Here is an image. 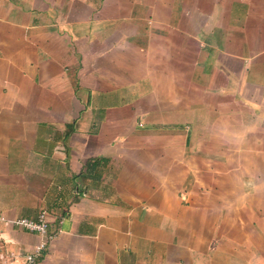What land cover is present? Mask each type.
Listing matches in <instances>:
<instances>
[{
  "label": "crops",
  "instance_id": "obj_1",
  "mask_svg": "<svg viewBox=\"0 0 264 264\" xmlns=\"http://www.w3.org/2000/svg\"><path fill=\"white\" fill-rule=\"evenodd\" d=\"M42 209L36 264H264V0H0V212Z\"/></svg>",
  "mask_w": 264,
  "mask_h": 264
},
{
  "label": "built area",
  "instance_id": "obj_2",
  "mask_svg": "<svg viewBox=\"0 0 264 264\" xmlns=\"http://www.w3.org/2000/svg\"><path fill=\"white\" fill-rule=\"evenodd\" d=\"M52 219L50 213L42 209L36 218H7L0 212V234L2 228H17L38 235L40 242L32 253L24 255L23 264H36L37 259L54 239L56 231L51 228ZM1 236V235H0Z\"/></svg>",
  "mask_w": 264,
  "mask_h": 264
},
{
  "label": "rangeland",
  "instance_id": "obj_3",
  "mask_svg": "<svg viewBox=\"0 0 264 264\" xmlns=\"http://www.w3.org/2000/svg\"><path fill=\"white\" fill-rule=\"evenodd\" d=\"M38 236V235H37Z\"/></svg>",
  "mask_w": 264,
  "mask_h": 264
}]
</instances>
